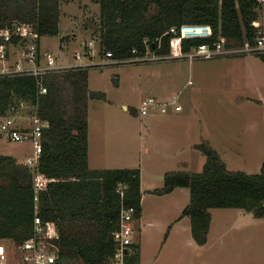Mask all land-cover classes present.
<instances>
[{
	"label": "trees",
	"instance_id": "obj_1",
	"mask_svg": "<svg viewBox=\"0 0 264 264\" xmlns=\"http://www.w3.org/2000/svg\"><path fill=\"white\" fill-rule=\"evenodd\" d=\"M66 0H0V29L13 23L42 34L60 31L62 3ZM69 1V0H67ZM97 43L100 52L113 58L188 50L201 42L213 43L220 36L226 44L255 40L259 18L258 0H99ZM174 27L175 30H171ZM87 45L85 42L84 46ZM264 60V53H257ZM90 65L54 70L41 77V92L32 74L0 76V115L21 100L38 104L48 119L38 164L45 181L39 192V211L58 229L60 259L78 257L87 264H110L115 249L113 231L118 227L120 205L142 211L141 169L91 167L89 149V99L106 93L89 87ZM206 154L200 171L168 170L164 185L154 190L170 192L176 186L190 188L189 203L182 214L191 217V231L205 243L212 206H237L264 216V161L258 172L232 170L211 144H196ZM33 170L16 156L0 153V238L17 241L32 230L35 214ZM124 183L123 198L117 187ZM140 244L133 243L129 264H140Z\"/></svg>",
	"mask_w": 264,
	"mask_h": 264
},
{
	"label": "rangeland",
	"instance_id": "obj_2",
	"mask_svg": "<svg viewBox=\"0 0 264 264\" xmlns=\"http://www.w3.org/2000/svg\"><path fill=\"white\" fill-rule=\"evenodd\" d=\"M99 18V0H66L60 31L42 34L40 44L56 54L57 63H88L90 88L106 93L89 99L91 164L136 165L143 170V210L135 219L134 231V239L141 243L140 264H264V216L237 206H212L208 238L201 244L192 235L191 217L182 214L190 188L154 190L164 185L167 170L202 169L206 154L193 147V141L217 148L229 169L260 171L264 161V60L256 53H224L193 60L148 57L112 62L110 57L108 63L99 65L109 59L97 43ZM263 19L264 5L259 8V20ZM89 40L92 46H84ZM77 50L81 58L75 56ZM153 53L149 49L146 54ZM173 94L182 104L175 118L157 120L152 116H160L159 112L139 111L144 97ZM170 129L182 138L175 147L164 138L163 132ZM31 150V142L0 134V153L21 161ZM0 242L10 244L11 238H0ZM64 264L87 263L71 257Z\"/></svg>",
	"mask_w": 264,
	"mask_h": 264
},
{
	"label": "built area",
	"instance_id": "obj_3",
	"mask_svg": "<svg viewBox=\"0 0 264 264\" xmlns=\"http://www.w3.org/2000/svg\"><path fill=\"white\" fill-rule=\"evenodd\" d=\"M264 5V0H258ZM256 26L255 40L244 39L239 44H226V37L220 36L213 43L201 42L188 50H172L168 53L138 55L134 57L119 59L112 57V51L105 55L109 59H102L99 65L125 60L137 61L139 59L188 58H210L224 53H264V20L253 21ZM171 30H175L171 27ZM89 40L87 45L92 46ZM147 55V56H146ZM76 57L81 58L82 52L76 51ZM57 56L48 49L40 46V37L31 27L25 28L20 23H13L6 29H0V76H13L19 74H32L38 77L40 91H47L41 77L48 72L61 70L71 66L89 65L77 62L72 64H60L56 61ZM30 106L29 109L25 108ZM182 104L178 101V95L173 94L169 99H161L155 95L144 97L139 105L142 114L155 111L165 112L170 109L179 110ZM0 134H5L13 141H29L32 150L26 155L22 162L33 170V188L35 199V214L32 221L30 234L20 241L11 239L10 244L0 242V264H56L60 259L59 246L56 237L58 229L56 224L42 217L39 211V192L45 181L43 173L38 164L42 153L43 131L49 125L48 119L38 111V104L21 100L18 104H12L8 112L0 115ZM124 183H119L117 189L123 198L125 194ZM136 208L134 205H126L121 200L120 218L118 227L113 231L115 249L110 256V264H129L127 257L133 252Z\"/></svg>",
	"mask_w": 264,
	"mask_h": 264
},
{
	"label": "crops",
	"instance_id": "obj_4",
	"mask_svg": "<svg viewBox=\"0 0 264 264\" xmlns=\"http://www.w3.org/2000/svg\"><path fill=\"white\" fill-rule=\"evenodd\" d=\"M264 20V19H263ZM84 43V41L83 40H81L80 41V44H83ZM40 46H41V44H40ZM41 48L42 49H45V48H43L42 46H41ZM228 54H230V53H228ZM233 54V53H232ZM245 54V53H244ZM90 87V86H89ZM159 98H161V97H159ZM170 97H167L166 98V96H164V98H161V99H169ZM182 109V108H181ZM170 110H172V109H170ZM170 110H168V111H170ZM178 111H180V110H172V111H170L171 112V114H165V113H163V112H161V111H155V112H159V115L160 116H152V119H157V120H163V121H167V120H171V119H173V118H175L176 117V115H178ZM178 117V116H177ZM164 133V138H165V140L169 143V144H171V145H173V147H175V145L176 144H180V142L182 141V138H181V135H180V133L179 132H177L175 129H170L169 131H164L163 132ZM199 142H201V141H193L192 142V145H193V147H197V143H199ZM217 149V148H216ZM218 150V149H217ZM88 159H89V165L91 166V167H98V168H101V167H104V166H101V165H93V164H91V132H90V125H89V149H88ZM96 160H100V158H97ZM184 162H187V160H184ZM134 166H136V165H132V166H130V167H134ZM140 169H141V189H142V197H143V195H144V191H145V188H144V186H143V184H144V178H143V170H142V168L140 167ZM168 171V170H167ZM176 188V187H175ZM146 189H148V190H151L152 188L151 187H149V188H146ZM141 203H142V200H141ZM142 210H143V205H142ZM142 212V211H141ZM135 242L136 243H139L140 244V251H141V243L138 241V240H135Z\"/></svg>",
	"mask_w": 264,
	"mask_h": 264
}]
</instances>
